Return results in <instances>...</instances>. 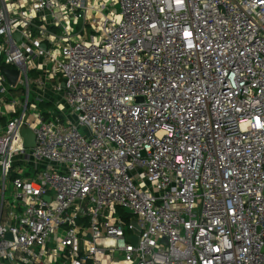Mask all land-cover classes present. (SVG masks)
Here are the masks:
<instances>
[{
	"label": "built area",
	"instance_id": "2783aa9c",
	"mask_svg": "<svg viewBox=\"0 0 264 264\" xmlns=\"http://www.w3.org/2000/svg\"><path fill=\"white\" fill-rule=\"evenodd\" d=\"M0 264H264V0H0Z\"/></svg>",
	"mask_w": 264,
	"mask_h": 264
},
{
	"label": "water",
	"instance_id": "95a60500",
	"mask_svg": "<svg viewBox=\"0 0 264 264\" xmlns=\"http://www.w3.org/2000/svg\"><path fill=\"white\" fill-rule=\"evenodd\" d=\"M19 35H16V38H18ZM1 70L3 71L4 75L7 77L8 81L10 84H14L17 76H18V70L16 69H8L5 67H1ZM62 86H64V83L61 84ZM21 135L24 138V146L26 148H31L34 146L35 143V136L33 134V131L29 128H24L21 131ZM129 240L135 242L136 238L135 237H129ZM165 241V238L163 239Z\"/></svg>",
	"mask_w": 264,
	"mask_h": 264
},
{
	"label": "rangeland",
	"instance_id": "374dc122",
	"mask_svg": "<svg viewBox=\"0 0 264 264\" xmlns=\"http://www.w3.org/2000/svg\"><path fill=\"white\" fill-rule=\"evenodd\" d=\"M115 11L117 12L118 9L115 8ZM49 94H50V93H49ZM33 95H34V91H32V93H31V98H32ZM59 100H60V99H59ZM62 101H63V100H62ZM41 106H43V105H41ZM41 108H42V107H41ZM61 108H64L63 103L61 104ZM66 113H67L69 116H71V119H72V120H74V116L71 115V113H70L69 110H67ZM31 167H32V166H31L30 163H29V165H17V166L14 167V171H15L16 173H19V174L23 173L24 171H27V172L31 173ZM39 169H43V168L40 167ZM8 184H9V180H7V186H8Z\"/></svg>",
	"mask_w": 264,
	"mask_h": 264
}]
</instances>
